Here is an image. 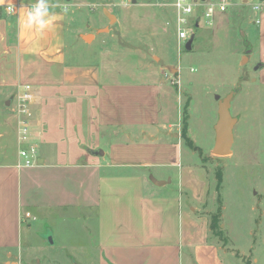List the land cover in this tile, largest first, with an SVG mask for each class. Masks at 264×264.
<instances>
[{
	"label": "crops",
	"instance_id": "obj_1",
	"mask_svg": "<svg viewBox=\"0 0 264 264\" xmlns=\"http://www.w3.org/2000/svg\"><path fill=\"white\" fill-rule=\"evenodd\" d=\"M71 1L44 0L50 15L31 26L37 0H13L14 13L0 4V264H23L34 223L66 216L98 264H232L226 253L243 264L211 238L209 168L184 143L186 119L201 149L175 84L158 67H74L69 33L79 43L97 35L82 32ZM27 84L39 160L20 166L16 104Z\"/></svg>",
	"mask_w": 264,
	"mask_h": 264
},
{
	"label": "rangeland",
	"instance_id": "obj_2",
	"mask_svg": "<svg viewBox=\"0 0 264 264\" xmlns=\"http://www.w3.org/2000/svg\"><path fill=\"white\" fill-rule=\"evenodd\" d=\"M172 1L89 0L78 8L72 0L77 25L82 32L95 33L97 39L85 34V42L79 43L70 32L68 58L74 67L83 68L158 67L170 82L180 74L181 86H173L180 93L176 104L181 105L183 118L190 117L192 136L201 148L194 156L196 162H206L209 168L210 219L222 206L219 228L223 235L211 229V238L239 255L243 264H264V0H232L229 10L193 27L192 48L182 50ZM106 11L115 16L112 21ZM259 63L263 66L257 68ZM232 91L231 113L237 119L232 153L211 156L217 95L223 98ZM184 143L189 145L188 140ZM74 222L68 216L35 222L25 235L23 264H98L99 249L94 243L81 246L77 236L84 234ZM226 258L239 264L229 253Z\"/></svg>",
	"mask_w": 264,
	"mask_h": 264
},
{
	"label": "built area",
	"instance_id": "obj_3",
	"mask_svg": "<svg viewBox=\"0 0 264 264\" xmlns=\"http://www.w3.org/2000/svg\"><path fill=\"white\" fill-rule=\"evenodd\" d=\"M20 5L17 4L18 7ZM172 5L176 11L177 41L179 49L182 50L193 35H191L193 27L201 26L202 20L211 22L217 12L229 10L232 0H173ZM255 9H259V6L255 5ZM43 11L45 10L41 9L40 12ZM260 21V19L256 20L257 23ZM172 82L181 86L180 74L178 77L172 78ZM33 98L34 92L29 84L24 85L17 95L16 114L18 116L17 137L20 144V166H32L39 160V144L34 138L29 119Z\"/></svg>",
	"mask_w": 264,
	"mask_h": 264
},
{
	"label": "water",
	"instance_id": "obj_4",
	"mask_svg": "<svg viewBox=\"0 0 264 264\" xmlns=\"http://www.w3.org/2000/svg\"><path fill=\"white\" fill-rule=\"evenodd\" d=\"M108 17L112 21L115 16L106 11ZM194 41V36L187 41V49L192 48V43ZM262 63H259L257 68L261 67ZM235 96V91L230 92L227 96L220 98V95H217L219 99L218 107V119L215 124L216 138L215 144L213 147V154L217 156H226L232 153V146L234 143V126L237 119L231 113L232 101ZM51 241L52 238H51Z\"/></svg>",
	"mask_w": 264,
	"mask_h": 264
},
{
	"label": "trees",
	"instance_id": "obj_5",
	"mask_svg": "<svg viewBox=\"0 0 264 264\" xmlns=\"http://www.w3.org/2000/svg\"><path fill=\"white\" fill-rule=\"evenodd\" d=\"M183 136L186 138V140H188V143L190 144V146H192L193 148H196L199 150V148L193 143V141L188 137L187 135V123H186V119L184 120V127H183ZM208 157L204 158V160L206 161ZM222 183V175L221 172H218V186H220V184ZM220 204H221V200H219ZM222 213V206L219 205L218 210L212 214L211 217V229H213L214 234L217 236H222L223 235V230L220 229V217Z\"/></svg>",
	"mask_w": 264,
	"mask_h": 264
},
{
	"label": "clouds",
	"instance_id": "obj_6",
	"mask_svg": "<svg viewBox=\"0 0 264 264\" xmlns=\"http://www.w3.org/2000/svg\"><path fill=\"white\" fill-rule=\"evenodd\" d=\"M2 3H7V11L9 13H14L16 11V6L13 3V0H0V4ZM41 9H44L48 16L50 15L47 3H45L44 0H37V3L31 7V10L27 14L29 26L33 25V22L38 19L37 14L41 11ZM67 12L68 7L65 6L64 13L66 14Z\"/></svg>",
	"mask_w": 264,
	"mask_h": 264
}]
</instances>
